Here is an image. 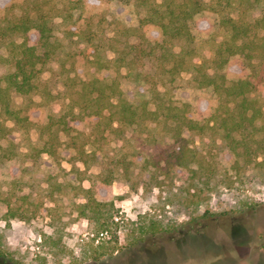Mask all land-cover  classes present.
Wrapping results in <instances>:
<instances>
[{"label": "trees", "instance_id": "1", "mask_svg": "<svg viewBox=\"0 0 264 264\" xmlns=\"http://www.w3.org/2000/svg\"><path fill=\"white\" fill-rule=\"evenodd\" d=\"M106 2L118 28L109 42L118 47L81 29L79 22L91 18L84 0H0V65L12 69L0 79V163L27 160L44 168L46 184L56 188L62 151L86 165L88 156L96 161L95 146L107 136L151 122L171 139L166 165L185 179L194 180L197 171L190 167L193 157L184 135L196 133L227 155L234 174L251 172L264 185V0ZM254 12L258 17L249 20ZM205 14L213 16L216 32L226 37L211 59L192 64L195 37L190 27ZM57 18L67 38L74 36L91 50L87 63L100 76L70 75L60 61L62 45L54 37ZM233 60L247 70L245 76L226 73ZM122 82L133 84V102L124 97ZM181 87L209 93L215 107L207 117L198 119L190 104L174 98ZM58 99L61 111L48 113L47 107ZM73 124L89 129L81 132ZM32 128L38 146L30 139ZM204 175L208 185L211 169ZM112 181L101 180L102 188L108 189ZM81 191L77 215L97 232L106 231L113 223V203L97 200L90 189ZM0 202L10 218L17 216L8 198L0 197ZM91 250L95 253L96 247Z\"/></svg>", "mask_w": 264, "mask_h": 264}, {"label": "rangeland", "instance_id": "2", "mask_svg": "<svg viewBox=\"0 0 264 264\" xmlns=\"http://www.w3.org/2000/svg\"><path fill=\"white\" fill-rule=\"evenodd\" d=\"M84 1L91 18L89 23L79 22L81 29L118 47L109 42L118 28L112 24L107 0ZM124 14L127 17L128 11ZM258 15L254 12L248 19ZM60 21L55 19L54 37L62 45L60 61L70 75L100 76L102 72L87 63L91 50L74 36L67 38ZM190 30L195 37L192 64L211 59L226 37L225 32H216L211 14L198 18ZM11 71L0 65V79ZM226 73L243 77L247 70L233 60ZM121 90L134 101L132 83L122 82ZM174 98L190 104L200 120L215 107L209 93L188 87L176 90ZM62 106L58 99L47 112L57 115ZM73 126L81 132L89 129L85 124ZM184 138L193 157L190 167L197 171L192 182L166 165L171 139L151 122L107 136L95 146L96 161L88 156L86 165L72 152L62 151L63 171L56 188L46 184L44 168L27 160L0 163V197L17 209V216L10 218L0 202V264H264V185L251 172L234 174L227 155L207 136L185 133ZM30 139L38 146L35 128ZM206 169L212 171L208 185ZM111 177L109 188L103 189L100 181ZM81 189L113 203V223L98 242L91 235L101 232L76 213L77 204L83 202Z\"/></svg>", "mask_w": 264, "mask_h": 264}, {"label": "built area", "instance_id": "3", "mask_svg": "<svg viewBox=\"0 0 264 264\" xmlns=\"http://www.w3.org/2000/svg\"><path fill=\"white\" fill-rule=\"evenodd\" d=\"M107 236V231L99 233L96 237L94 235H91V237H94L95 240L98 242V240H101Z\"/></svg>", "mask_w": 264, "mask_h": 264}]
</instances>
